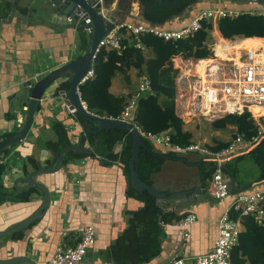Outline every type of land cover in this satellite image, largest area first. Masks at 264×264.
Masks as SVG:
<instances>
[{
  "label": "crops",
  "instance_id": "1",
  "mask_svg": "<svg viewBox=\"0 0 264 264\" xmlns=\"http://www.w3.org/2000/svg\"><path fill=\"white\" fill-rule=\"evenodd\" d=\"M112 1L110 11L119 22L146 24L143 21L146 19L140 16L142 6L138 0ZM221 3L218 1L217 4ZM17 9L22 13H27L28 10L24 3H18ZM54 24V22L49 23L35 10L29 15L26 24H22L18 17L11 23L0 24V141L4 139L5 134L13 131L16 126V116L22 112L20 103L16 102L13 106L11 100L15 91L21 88V83L27 79L36 81L49 70L83 53L72 31L54 29ZM215 27L218 42H220L222 35L218 33L217 25ZM252 38L261 43L264 42L263 39ZM218 46L220 47L219 44ZM144 52L150 55L149 50ZM129 77L128 83L121 75L113 77L110 91L115 95L127 93L129 90L135 92L144 76H137L133 70L129 72ZM135 77L137 79H135L137 83L135 89H129L128 87L135 83ZM117 78H120L122 83H117ZM50 96L42 97L40 101L42 113L35 116L25 139L14 145L7 157L0 162L4 165L1 188L3 191H9L8 194L13 192L15 179L27 175L23 173L26 156L37 154L39 164L47 166L46 162L51 158V153L44 148V143L55 139L51 129L52 118L62 121L70 131L72 144L78 141L84 132L77 118L71 119L70 112L60 108L53 100H50ZM262 110L264 109H259L258 112L261 113ZM85 138L86 136L83 140ZM85 142L88 144V141ZM253 147L241 144V148L234 149V153L227 161L235 156L246 154ZM119 149L120 144H117L115 150ZM2 154L3 152H0V156ZM178 155H184L189 160L198 154L190 152ZM98 156L99 160L91 157L76 160L57 174L36 176V180L44 182L51 192L50 205L45 214L27 230L23 239L0 238V259L25 255L33 259L36 264H43L53 254L57 243L62 240L63 232L67 234V237H73L78 233V229L91 224L95 230V243L87 250L85 263L113 264L109 262L112 261L108 254L110 244L126 229L130 213L142 207L143 202L126 195L127 182L121 165L116 161L105 160L104 157ZM163 160L162 169L151 176L152 184L167 193L194 186H199L202 191L174 202L158 201L159 206L177 215L194 213L197 219L188 227L186 238L183 237L184 230L177 220L162 222L161 251L152 260L143 264L165 263L175 253L193 257L206 253L212 248L217 235L218 218L234 197L231 196L232 191L264 189V180H256L257 172L246 180L245 165L239 163V171L234 176V180L223 172L229 179L231 193L228 198L217 200L207 191L210 178L207 179V188L203 192L196 167L175 159ZM30 171L33 170L29 168ZM235 180H237L236 185ZM6 195L0 202V230L15 226L29 215L42 199V195L35 194L30 202H18L12 200L13 197L7 199ZM19 264L27 263L19 262Z\"/></svg>",
  "mask_w": 264,
  "mask_h": 264
},
{
  "label": "trees",
  "instance_id": "2",
  "mask_svg": "<svg viewBox=\"0 0 264 264\" xmlns=\"http://www.w3.org/2000/svg\"><path fill=\"white\" fill-rule=\"evenodd\" d=\"M138 1L143 7V17L147 21L160 25L162 28L172 29L184 26L201 11L215 8L218 3L216 0ZM243 1L221 0L223 7L241 10L242 12L236 16H225L216 20L217 29L222 37L227 39L239 38L235 41L234 48L257 46L251 41L252 37L264 38L263 4H247ZM262 1L264 2V0ZM189 5H193L189 14L184 18L178 17L185 7ZM8 8L9 5L6 3V7L0 17L7 14ZM250 9L261 12L249 13L246 11ZM200 22L201 26L196 32L177 40H164L151 33H144L139 37L138 41H135L130 39L128 32L121 29V47L119 49L100 48L93 59V76L78 85L80 97L85 102L87 110L104 117L119 116L125 105L132 99L134 91L129 90L127 93L120 95L113 94L110 91L112 78L116 75H121L124 81L128 83L130 81L129 72L134 70L137 76H144L149 79L151 92L141 94L136 98L130 118L145 131L167 133L172 143L183 146L198 143L195 141L193 132L184 128L185 123L177 116L175 111L176 89L174 78L177 69L173 67L172 58L176 56H181L184 59L213 57V52L209 46L212 42L211 30L213 23L209 19H202ZM81 41H85L83 35L81 36ZM137 42L139 46L136 45ZM220 48L223 52L221 45ZM145 50H149L150 55H147L144 52ZM67 77L65 76L58 80L57 90L67 87ZM55 95L56 93L51 96ZM77 120L81 126H84V131L95 128L93 123L85 121L79 116H77ZM207 122L214 130H222L232 126L230 139H214L213 144H201L212 150L225 148L237 135L241 136L244 141H248L257 134L254 121L247 111L240 114H226ZM16 127H14L13 131L5 134L4 138L10 136ZM51 129L55 134V139L47 140L44 143V148L51 153V158L46 162L49 167L55 165L59 151L63 147L72 144L71 133L62 121L52 118ZM95 137L99 138L96 153L104 157L105 160L116 161L121 165L127 182L126 195L135 197L143 202L142 207L130 213L126 229L110 244L108 254L112 261L109 262L113 264H143L149 262L161 251L163 231L161 223L172 219L179 221L186 213L177 215L173 211L164 210L159 206L157 198L147 192L139 194L131 187L128 180V160L131 143L129 131L119 127H112L107 130L101 129L95 135L89 134L86 136L84 141H88L89 146L92 147ZM143 140L147 149H141L139 152L138 175L141 180L152 184L151 176L159 172L164 163L163 158L156 153L165 155H175L176 153L157 149L158 147L148 140ZM117 144H120L119 150H115ZM86 157L90 156L75 149L66 148L62 158L63 168L76 160ZM245 159H250L256 166V180H264V139L246 154L235 156L225 162L223 164V172L234 180V176L239 171V163ZM38 165L37 154L26 156L23 163V173L28 174L29 168L35 170ZM3 170L4 165L0 163V202L4 199V195L9 192L3 191L1 188ZM212 173L213 169L208 171L205 174V179L201 181L203 192L206 191L207 179L211 177ZM236 183L237 180H235V185ZM247 188L249 189V187ZM241 192L244 191L233 190L230 193L231 196H236ZM35 194L40 196L42 192L37 188L25 189L14 196L12 200L30 202ZM229 215L233 219L239 217V214L233 210L229 212ZM239 218L243 229L239 234L237 244L231 249L230 264H264V224L257 223L250 215L240 216ZM33 224L34 222L31 225ZM25 230L15 232L5 238L21 240L24 237Z\"/></svg>",
  "mask_w": 264,
  "mask_h": 264
},
{
  "label": "built area",
  "instance_id": "3",
  "mask_svg": "<svg viewBox=\"0 0 264 264\" xmlns=\"http://www.w3.org/2000/svg\"><path fill=\"white\" fill-rule=\"evenodd\" d=\"M249 13L259 10H246ZM241 10H234L217 6L201 11L187 24L176 29L159 28L155 25L123 21L113 23L107 33L100 38L95 54L100 48L119 49L120 31L124 29L131 40L138 41L144 33H151L164 40H177L196 32L201 26L202 19L217 20L225 16H236ZM264 40V38H262ZM236 40L221 37L212 39L210 49L213 57L188 58L181 56L172 58L173 67L177 69L174 78L176 114L183 122L202 119L212 121L226 114L250 113L257 128V134L250 140L244 141L241 136L233 138L228 146L221 150H212L199 143L179 145L172 143L165 132L155 133L145 131L135 123L130 115L135 106V100L144 93L151 92L148 78L143 77L138 83L132 99L125 105L117 117H109L129 121L137 130L141 138L148 140L154 146L176 154L195 152L203 160L213 164V173L208 181V194L224 200L230 195L229 179L223 174V164L234 153L238 144L246 147L257 145L264 139V42L263 45L253 47L233 48ZM223 47L226 57L217 55V45ZM139 46V43L136 44ZM95 57V55H94ZM210 60L202 69H196V63ZM94 74L92 64L83 75L80 84ZM16 116V126L22 121L24 110ZM233 210L240 216L250 215L259 224H264V189L245 191L234 196L224 208L217 221V235L212 248L199 256H184L175 253L167 262L162 264H230L231 249L237 244L242 231L240 218L233 219L229 212ZM197 219L194 213L185 214L179 221L184 230L183 237L188 236V227ZM62 240L55 246L53 254L43 264H86L84 261L87 250L95 243L93 225L87 224L78 229L73 237L62 233Z\"/></svg>",
  "mask_w": 264,
  "mask_h": 264
},
{
  "label": "water",
  "instance_id": "4",
  "mask_svg": "<svg viewBox=\"0 0 264 264\" xmlns=\"http://www.w3.org/2000/svg\"><path fill=\"white\" fill-rule=\"evenodd\" d=\"M112 2V0H0V14L5 9L6 3L9 5L7 14L0 18V24L11 23L16 17L19 18V21L22 24H26L28 22L29 15H31L32 11L35 10L40 15L44 16L49 23L54 22V29L63 30L65 32L68 30L72 31L77 44L79 43L78 45L81 46L83 52L81 56L49 70L36 81L27 79L21 83V88L15 91L11 100L13 106H15L16 102H19L20 105L26 107V109L24 110V115L19 126L16 127L10 136L0 141V152H3L0 156V162L7 157L14 145L25 139L33 124L35 116L42 113L40 109V101L46 94L52 95L56 93L55 96L49 97L51 98L50 100H53L55 104L60 106V108L66 112H70L71 119L79 116L85 121L93 123L95 126L94 129L85 130L75 143L63 147L59 151L56 163L53 167L39 164L35 170L30 171L26 176H19L15 179L13 183V192L5 196L7 199L14 197L21 191L29 188L39 189L42 192V199L39 205L15 226L0 230V238L25 229V233H27L29 226L45 214L51 202V192L44 182L36 180V176L42 174H54L60 171L63 168L62 158L66 148L75 149L76 151L89 155L91 158L96 160L100 159V157L96 154L99 138H94V144L92 147H89L83 138L89 134L95 135L101 129L107 130L112 127H119L129 131L131 135V143L130 156L128 160V180L131 187L139 194L147 192L159 201L174 202L182 198H186L193 193L202 191L199 186H194L189 189L167 193L154 184H148L141 180L138 175L139 152L141 149H147V146L143 138H141L137 130L133 127L132 123L120 119L99 116L89 112L86 108L85 102L80 97L78 85L80 84L83 75L93 63L98 41L107 33L113 23L119 22L112 14V11H110ZM243 2L247 4L259 3L264 6V2L262 0H244ZM18 3L25 4L28 8L27 13H22L17 9ZM192 6L193 5L186 6L178 17L184 18L188 15ZM140 16L143 18V7H141ZM143 21L146 22V24L162 28L160 25L153 24L147 20ZM82 35L85 38L84 42L81 41ZM65 76H68L67 87L65 89L57 90L58 80ZM81 127L84 129V126ZM156 154L163 159H175L189 165L194 164L190 162L186 156L172 157L165 154ZM209 169L211 168L209 167ZM199 178L200 181H203L205 179L204 174L201 173ZM19 262L36 264L33 259L25 255H17L8 259H0V264H16Z\"/></svg>",
  "mask_w": 264,
  "mask_h": 264
},
{
  "label": "rangeland",
  "instance_id": "5",
  "mask_svg": "<svg viewBox=\"0 0 264 264\" xmlns=\"http://www.w3.org/2000/svg\"><path fill=\"white\" fill-rule=\"evenodd\" d=\"M220 4H217V6H219ZM213 23V28L211 30V38L213 39H218V34H217V30H216V20H212ZM219 33V32H218ZM239 38H235L232 40H237ZM262 39V38H261ZM251 41L255 44H257V46L259 45L258 41H256L255 39H251ZM220 45V44H219ZM118 82L117 83H122L120 78H117ZM136 79V77L134 78V80ZM137 80V79H136ZM136 80L135 83L133 85H131V87L129 86V89H135L136 86ZM116 85V84H115ZM186 125H184V128L189 129L193 132L195 141L203 144V143H208V144H213L214 143V139H230L231 138V134H232V128L230 126H228L226 129H222V130H214L211 128V126L209 125V122L202 120V119H195L192 122H188L185 123ZM241 148V144H239L238 146H236V150ZM243 163V164H242ZM241 165H245L244 166V170H245V176H246V180L248 178H251L252 176H254L257 172L256 166L254 165V163L250 160V159H245L242 160L240 162ZM247 168V169H246Z\"/></svg>",
  "mask_w": 264,
  "mask_h": 264
},
{
  "label": "flooded vegetation",
  "instance_id": "6",
  "mask_svg": "<svg viewBox=\"0 0 264 264\" xmlns=\"http://www.w3.org/2000/svg\"><path fill=\"white\" fill-rule=\"evenodd\" d=\"M218 1L221 2V0H218ZM220 5L223 6L222 3ZM171 156H173V155H171ZM175 156H184V155L176 154ZM189 161L194 163L191 166L196 167L198 169L199 176L201 173L204 174V176H205V174H207L208 171L213 169V164L203 160V158L200 157V155L195 156V158H193V159L189 158ZM198 162H200V163H198ZM209 167L211 169H209Z\"/></svg>",
  "mask_w": 264,
  "mask_h": 264
},
{
  "label": "bare ground",
  "instance_id": "7",
  "mask_svg": "<svg viewBox=\"0 0 264 264\" xmlns=\"http://www.w3.org/2000/svg\"><path fill=\"white\" fill-rule=\"evenodd\" d=\"M258 43L259 45H263V43H261L260 41H258ZM217 53H218V56L226 57V55L222 51H220V47L218 45H217ZM208 62H210V60H202L200 62H197L196 69H202ZM262 111L264 112V110Z\"/></svg>",
  "mask_w": 264,
  "mask_h": 264
}]
</instances>
